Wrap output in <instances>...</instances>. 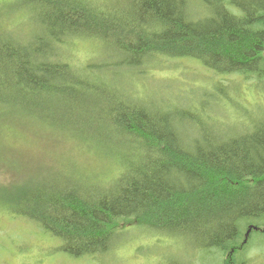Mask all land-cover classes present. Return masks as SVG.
I'll return each mask as SVG.
<instances>
[{
    "label": "trees",
    "instance_id": "trees-1",
    "mask_svg": "<svg viewBox=\"0 0 264 264\" xmlns=\"http://www.w3.org/2000/svg\"><path fill=\"white\" fill-rule=\"evenodd\" d=\"M182 61L229 83L195 101L144 86ZM240 82L264 89V0H0V158L35 127L110 164L98 175L67 160L14 189L0 183V208L74 259L111 253L119 231L139 226L221 264H257L264 111L242 109ZM232 110L241 132L222 128Z\"/></svg>",
    "mask_w": 264,
    "mask_h": 264
},
{
    "label": "rangeland",
    "instance_id": "rangeland-1",
    "mask_svg": "<svg viewBox=\"0 0 264 264\" xmlns=\"http://www.w3.org/2000/svg\"><path fill=\"white\" fill-rule=\"evenodd\" d=\"M74 53L80 59L88 57V50L83 45L75 47ZM196 63L182 61L178 65L161 64V68L158 66L145 75L146 80L142 78L145 80L144 86L160 96L167 94L195 101L194 98L198 97L201 89L214 92L213 86L210 87L213 82L221 81L226 85L229 83ZM247 84L239 83V93L245 101L242 109L252 114H256L258 109L264 111V89H249L250 84ZM145 91L151 95L148 89ZM234 95L235 93L229 95L231 100L235 99ZM240 108L241 106H238L239 112ZM225 110L229 111V106H226ZM232 112L222 128L225 132H241V125L237 122H240L242 117L238 113L235 114L234 110ZM28 129L21 131L23 136L18 138V141L11 142L13 148L10 149L9 159L0 158V183L9 184L8 188L14 189L32 174L45 173V168L58 169L63 163H67V160L69 164L82 167L90 174L101 175L109 172V163L92 156L85 146L76 141L61 136L56 138L50 134H39L34 130L35 127L33 130ZM15 156L18 159H14ZM23 174H26V177L18 179V176L23 177ZM0 205L6 210L5 205ZM5 210L0 208V264H164L171 259H179L185 264L222 263L220 254L195 250L184 241L158 235L139 226L119 231L114 241L115 249L111 253L95 261L74 259L59 250L60 242L57 239L44 233L30 220L23 217L12 218L5 214ZM263 244V235H254L249 241L254 256H257V264H264Z\"/></svg>",
    "mask_w": 264,
    "mask_h": 264
}]
</instances>
